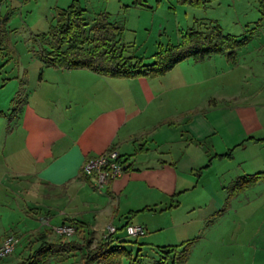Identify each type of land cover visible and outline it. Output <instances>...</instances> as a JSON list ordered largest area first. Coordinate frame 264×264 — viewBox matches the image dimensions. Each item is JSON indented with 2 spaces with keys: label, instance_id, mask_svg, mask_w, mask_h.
<instances>
[{
  "label": "crops",
  "instance_id": "crops-1",
  "mask_svg": "<svg viewBox=\"0 0 264 264\" xmlns=\"http://www.w3.org/2000/svg\"><path fill=\"white\" fill-rule=\"evenodd\" d=\"M40 66L36 79L21 82V92L28 88L23 101L14 108L11 100V107L0 110V245L8 235L20 238V245L29 235L71 221L86 224L84 236L92 243L103 238L105 226L127 223L144 227L142 240L153 244L156 233L149 234V225L138 218L150 214L170 218L155 231L168 233L162 250L174 248L178 240L191 241L190 228L192 236L202 227L195 219L176 223L181 196L198 188L195 158L231 151L230 158L210 162L208 170L216 161L238 170L247 161L236 162V152L252 145L259 150L257 170H264V121L255 106L243 105L239 93L220 95L226 101L221 106L206 101L234 81L237 63L224 55L188 59L163 76L134 79ZM110 148L120 154L123 172L99 190L81 168ZM216 177L217 187L225 190ZM99 226H104L100 240L94 229ZM119 243L113 236L112 246L123 248Z\"/></svg>",
  "mask_w": 264,
  "mask_h": 264
},
{
  "label": "rangeland",
  "instance_id": "rangeland-1",
  "mask_svg": "<svg viewBox=\"0 0 264 264\" xmlns=\"http://www.w3.org/2000/svg\"><path fill=\"white\" fill-rule=\"evenodd\" d=\"M72 1L0 0V110L6 111L11 107V100L14 108L23 101V94L28 88L26 86L21 92V82L36 79L42 67L38 56L41 46L35 36L46 33L54 24L56 11L66 8ZM145 1L147 7L133 5V0H78L89 21L99 13L110 14V21L123 27L120 44L125 48L124 56L142 59L145 64L152 62L151 57L159 46L179 44L186 29L198 27L194 24L196 19L199 22L214 21L224 34L237 39L251 36L249 43L236 51L234 81L229 82L227 89L213 92V98L206 101L221 106L226 101L221 102L220 95L239 93L243 105H254L264 121V0H210L199 9L180 4L177 0ZM3 82L5 85L1 87ZM212 84L216 86L217 80ZM183 103L186 104L185 101ZM187 103L193 104L194 100ZM211 114L213 118H219V113ZM256 150L248 145L245 151L236 152V162L247 161L238 170L222 167L217 161L208 170L209 163L217 160V156L195 158L193 174L195 182H199L198 188L181 196L176 223L195 219L202 221V227L192 236H189L192 233L190 228L187 234L192 237L189 238L190 244L183 240L176 242L177 251H182L187 244L190 247L183 264H264V181L239 191L225 206L229 183L236 177L263 170H257L259 167L254 163L259 156V150ZM214 173L219 175V183H226L225 190L217 187ZM188 207L194 208L188 210ZM138 218L143 221L141 224L149 225L145 226L149 234L156 233L152 236L153 244L144 242L142 236H128L126 229L120 225L114 226L118 231L113 236L120 240L119 245L126 251L119 258V264H130L134 259L138 264H172V261L166 262L162 258L166 256V249L162 248L168 238L167 231H155L168 225L170 218L150 214H142ZM133 225H136L135 222ZM103 227L94 228L98 240ZM106 228H103L104 231ZM24 242L17 246L13 254L0 260V264H19L27 255L26 252L19 253ZM79 256L80 253H77L63 262L52 257L48 264H79Z\"/></svg>",
  "mask_w": 264,
  "mask_h": 264
},
{
  "label": "trees",
  "instance_id": "trees-1",
  "mask_svg": "<svg viewBox=\"0 0 264 264\" xmlns=\"http://www.w3.org/2000/svg\"><path fill=\"white\" fill-rule=\"evenodd\" d=\"M177 2L199 9L210 0H177ZM132 4L147 7L145 0H133ZM85 16V10L80 7L78 0H73L66 8L56 11L54 24L46 33L35 36L41 46L38 56L44 66L54 69H86L100 76L119 79L159 77L188 59L199 62L213 55H224L228 62L234 64L236 51L251 40V36L237 39L224 34L220 25L214 21L195 20L198 27L186 29L179 44L159 46L151 57L152 62L145 64L142 59L124 56L125 48L120 44L123 27L111 22L110 14L99 13L90 21ZM12 114L13 112L11 117ZM171 123V121L165 122L168 125ZM217 157L230 158L231 151ZM84 179L90 182V179ZM263 181L264 170L236 178L227 188L225 206L239 191ZM106 190L109 195L108 189ZM68 226L74 228V235L71 238L57 235L53 228H46L35 235H29L23 248V252L27 255L19 264H48L52 257L63 262L77 253H80L79 264H119V258L126 254L124 248L112 246L113 236L102 238L92 246L91 239L84 236L86 224L71 221ZM127 226L128 224L125 223L122 228ZM17 239L18 246L20 238ZM189 244L182 251H177V247L166 249L164 260L171 254L172 264L185 263L189 255ZM130 264L138 263L134 259Z\"/></svg>",
  "mask_w": 264,
  "mask_h": 264
},
{
  "label": "built area",
  "instance_id": "built-area-1",
  "mask_svg": "<svg viewBox=\"0 0 264 264\" xmlns=\"http://www.w3.org/2000/svg\"><path fill=\"white\" fill-rule=\"evenodd\" d=\"M123 172L121 156L114 148H110L95 157L88 158L81 168V174L84 178L90 179L94 187L101 190L108 187L112 181L118 178ZM59 236L71 238L74 235V228L68 225H61L53 228ZM128 236H142L143 227L127 226ZM116 233L114 226H108L104 232L103 239H107ZM18 244V239L14 235H8L0 245V259L11 255Z\"/></svg>",
  "mask_w": 264,
  "mask_h": 264
}]
</instances>
